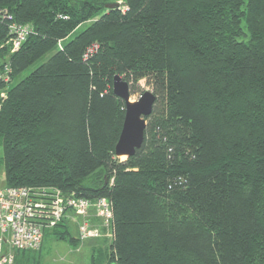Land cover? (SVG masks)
<instances>
[{
  "label": "trees",
  "instance_id": "16d2710c",
  "mask_svg": "<svg viewBox=\"0 0 264 264\" xmlns=\"http://www.w3.org/2000/svg\"><path fill=\"white\" fill-rule=\"evenodd\" d=\"M116 2L0 0L5 186L108 199L107 263L264 264V0ZM11 22L32 28L12 54ZM116 75L155 96L122 161ZM65 223L44 237L75 245Z\"/></svg>",
  "mask_w": 264,
  "mask_h": 264
},
{
  "label": "built area",
  "instance_id": "2783aa9c",
  "mask_svg": "<svg viewBox=\"0 0 264 264\" xmlns=\"http://www.w3.org/2000/svg\"><path fill=\"white\" fill-rule=\"evenodd\" d=\"M8 28L6 44L12 54L20 49L32 33V28L15 22H11ZM10 75V65L4 62L0 70V109L6 98V87L11 81ZM68 212L80 217L78 240L100 238L106 233L111 237L113 211L111 202L106 198L90 200L63 194L54 187L0 188V264H14L16 252L38 251L44 230L55 227ZM93 216L97 223L92 222Z\"/></svg>",
  "mask_w": 264,
  "mask_h": 264
},
{
  "label": "rangeland",
  "instance_id": "374dc122",
  "mask_svg": "<svg viewBox=\"0 0 264 264\" xmlns=\"http://www.w3.org/2000/svg\"><path fill=\"white\" fill-rule=\"evenodd\" d=\"M116 3H119V5H121L123 4V0H117ZM83 27L84 25L80 26L77 30H81ZM48 56L49 55L43 57L41 60H39L30 68H28L21 75V77L26 76L41 62L47 59ZM5 57L6 56H4L1 61H3ZM16 81L17 80H15L14 82ZM144 91H151V88L149 85L146 84L145 80H141L139 82L138 90H136L135 93L130 95V100L131 101L137 100ZM1 156H2V149L0 147V157ZM125 159L126 157L120 158L121 161ZM4 184H5L4 170H3V166H0V186ZM92 209L93 208L91 207L90 210ZM78 221L76 219L74 223L72 224L69 223V225H67L70 236L72 237H76L78 233L77 226L74 225L76 224V222L78 224ZM31 256H32L31 258L29 257L30 260L28 259L27 263L25 264H90L91 247H88L87 245H83L81 243L73 245V243H71L68 239L60 240L57 238V236L47 235L43 238L40 249L36 252L31 253ZM104 264H115V263L114 262L107 263L105 261Z\"/></svg>",
  "mask_w": 264,
  "mask_h": 264
},
{
  "label": "water",
  "instance_id": "95a60500",
  "mask_svg": "<svg viewBox=\"0 0 264 264\" xmlns=\"http://www.w3.org/2000/svg\"><path fill=\"white\" fill-rule=\"evenodd\" d=\"M118 7L119 3H110L108 8ZM113 93L125 103V114L118 140L114 147L116 157L132 156L140 148L146 127V117L152 112L155 96L144 91L137 100H130L129 84L116 75L113 78Z\"/></svg>",
  "mask_w": 264,
  "mask_h": 264
},
{
  "label": "crops",
  "instance_id": "0c3cea01",
  "mask_svg": "<svg viewBox=\"0 0 264 264\" xmlns=\"http://www.w3.org/2000/svg\"><path fill=\"white\" fill-rule=\"evenodd\" d=\"M4 185L0 186V188L4 187ZM94 217V216H93ZM91 217V220L93 223H97L96 218ZM77 219L80 220L79 216H76L70 212L67 213V216L65 217V221H66V225H69V223H74V221ZM79 222V221H78ZM77 226V222L76 224H74ZM106 232V231H105ZM77 238V235H76ZM110 237L107 235H103L100 238H96V239H87L84 241H78L76 244H83V245H87L88 247H91V257H90V264H91V258L93 256H98V260L102 261V264H104V262L107 260V248H108V244H109V239ZM75 244V245H76Z\"/></svg>",
  "mask_w": 264,
  "mask_h": 264
},
{
  "label": "bare ground",
  "instance_id": "6f19581e",
  "mask_svg": "<svg viewBox=\"0 0 264 264\" xmlns=\"http://www.w3.org/2000/svg\"><path fill=\"white\" fill-rule=\"evenodd\" d=\"M121 158H124V156H122Z\"/></svg>",
  "mask_w": 264,
  "mask_h": 264
}]
</instances>
